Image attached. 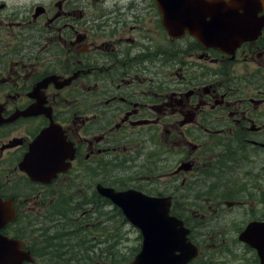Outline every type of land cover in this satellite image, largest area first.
I'll return each instance as SVG.
<instances>
[{
  "label": "flooded vegetation",
  "instance_id": "1",
  "mask_svg": "<svg viewBox=\"0 0 264 264\" xmlns=\"http://www.w3.org/2000/svg\"><path fill=\"white\" fill-rule=\"evenodd\" d=\"M175 1L0 0V203L9 210L0 219V264L129 256L113 251L117 207L99 188L134 189L114 185L112 167L122 165L136 169V190L174 197L172 215L209 249L204 258L233 264L243 248L247 264H262L239 238L264 222V211L254 212L264 210V0H194L188 14L200 9L205 21L181 37L163 22ZM47 132L53 150L61 143L64 165L38 182L21 165ZM161 146L185 156L156 172ZM149 156L159 157L153 170L139 172ZM242 166L249 170L237 175ZM220 191L250 195L215 198ZM234 209L247 219L221 217ZM65 216L80 250L58 233Z\"/></svg>",
  "mask_w": 264,
  "mask_h": 264
},
{
  "label": "water",
  "instance_id": "2",
  "mask_svg": "<svg viewBox=\"0 0 264 264\" xmlns=\"http://www.w3.org/2000/svg\"><path fill=\"white\" fill-rule=\"evenodd\" d=\"M194 0H176L175 16H170L169 10L164 15L165 27L176 35L192 29H199L194 23L205 21L200 15V9L195 14H188V4H196ZM169 5V2H166ZM201 6V5H200ZM204 6V5H203ZM216 24H202L205 31L217 27ZM208 29V30H207ZM238 33V32H237ZM28 113H23L27 115ZM4 122L0 118V123ZM49 133H44L37 139L32 151L22 165L29 176L34 181H43L45 174L55 175L61 171L63 162L58 159L61 153V143L56 144V148L48 143ZM37 150H40L37 154ZM38 155V156H37ZM51 155L52 157H49ZM49 171L51 173H47ZM112 198L126 216V218L139 228L143 233V244L140 254H138L132 264H188L199 253L198 248L190 241L189 230L185 228L184 222L177 217L170 215V197H149L137 191L125 193H115L108 190L104 193ZM9 210L5 203H0V219L7 220ZM240 240L245 241L258 249L259 255L264 264V223L253 222L240 236ZM10 251H13L15 243H9ZM6 259V258H5ZM0 256V261L5 260Z\"/></svg>",
  "mask_w": 264,
  "mask_h": 264
},
{
  "label": "rangeland",
  "instance_id": "3",
  "mask_svg": "<svg viewBox=\"0 0 264 264\" xmlns=\"http://www.w3.org/2000/svg\"><path fill=\"white\" fill-rule=\"evenodd\" d=\"M185 156V154L183 152H179V148L178 147H168V150L167 152H165V149L163 146H161V157L159 158L158 156H155L154 159L151 160L150 156L147 158V159H144L142 161V163L140 164V162L138 163L140 167V170L139 172H144V173H147V172H151V170H153V167H154V162L155 160H158L156 161V172H159V167H160V172L162 171H168L170 170L172 167H174L176 165V163L180 160H182V158ZM143 167V169H142ZM249 170V168H244V166H242L240 168V170L238 171L237 175H241L242 174V171H247ZM136 169H134L133 167L131 166H119V167H116V166H113L112 167V177H113V181H114V185H117L118 187H122V186H126V187H132L134 189L137 188V185L140 186L142 185V183H137L138 182V179H136L137 175H136ZM165 182H166V179L165 178H162L161 181L158 182V184H160L161 186H166L165 185ZM180 182H178L179 184ZM141 192H145V193H151L149 189H143ZM167 192V191H166ZM218 194H216V196H222L224 195L226 197V199H230V200H233V199H243L244 197L249 196L250 194L248 193H242V192H217ZM181 194L180 192L178 193V195ZM184 194V192H183ZM252 196H255L258 198L260 195L256 194V193H251ZM205 198H208V199H211L210 196H207V195H204ZM191 196L188 195V200H190ZM201 199V198H200ZM198 199L197 202H203L204 200H200ZM213 200V202H216V199H211ZM185 201V199H184ZM210 201V200H209ZM180 204H184L182 200H180ZM262 206H258L256 208H254V212L257 213V214H260V213H263L262 211ZM247 209H249L247 207ZM213 211L210 210V214H212ZM232 214H235V215H231ZM243 212L242 211H239L238 209H234L233 211L231 212H226L224 211L222 214H221V217L224 216V217H227L228 219L230 220H242L244 219L246 216L242 215ZM213 216V215H212ZM219 216H220V212H219ZM211 218V216L209 217ZM247 218H245L246 220ZM217 219L214 220L213 219V222L217 223ZM234 222V221H231L229 222L230 224ZM115 224V223H113ZM114 229V227H113ZM123 231H126L128 232L129 234L126 236V243L123 245L129 249H124L125 251L124 254L126 253H131V249H135L137 246H138V241H137V236H138V231L130 225L128 227H123ZM216 244V243H214ZM208 249V248H207ZM237 253H236V256H238L239 260L238 262H234L233 264H241V263H245L247 264L248 263V259H249V255L247 253L244 252V249L241 248V250H236ZM136 252H134L135 254ZM235 254V253H234ZM233 254V255H234ZM204 256V254H203ZM202 258V257H201ZM213 259V262H211V260H208L206 258H204V260H208V261H205L204 263L202 264H218V262L212 257ZM119 261H116L117 264H123L124 260L122 258H118ZM197 264V263H196Z\"/></svg>",
  "mask_w": 264,
  "mask_h": 264
},
{
  "label": "trees",
  "instance_id": "4",
  "mask_svg": "<svg viewBox=\"0 0 264 264\" xmlns=\"http://www.w3.org/2000/svg\"><path fill=\"white\" fill-rule=\"evenodd\" d=\"M220 197H225L224 195L220 196ZM215 198H219V196H215ZM71 221V217L69 216H65V221H64V228H61L59 230V234L66 238L67 242H69L70 244H68L69 247H71L72 250H80L81 248H83L82 244H78L79 241V236H74L75 232H76V227L71 226V225H67L68 222ZM54 240H52L53 242ZM56 242H61L60 239H56ZM48 242H51L50 240H48ZM115 245H113V250H115ZM116 261H119L117 257L113 256V262L112 264H117ZM127 262V264L130 262V258H127L125 260Z\"/></svg>",
  "mask_w": 264,
  "mask_h": 264
}]
</instances>
